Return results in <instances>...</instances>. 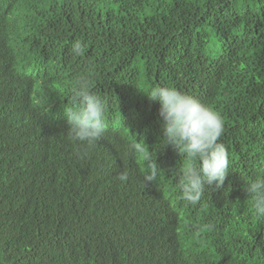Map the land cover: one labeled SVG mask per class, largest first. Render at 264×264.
I'll return each mask as SVG.
<instances>
[{"label":"trees","instance_id":"16d2710c","mask_svg":"<svg viewBox=\"0 0 264 264\" xmlns=\"http://www.w3.org/2000/svg\"><path fill=\"white\" fill-rule=\"evenodd\" d=\"M82 77L106 105L95 146L65 117ZM157 86L224 121L228 176L196 204L191 162L161 149ZM260 178L264 0H0V264H264Z\"/></svg>","mask_w":264,"mask_h":264},{"label":"clouds","instance_id":"9594fccd","mask_svg":"<svg viewBox=\"0 0 264 264\" xmlns=\"http://www.w3.org/2000/svg\"><path fill=\"white\" fill-rule=\"evenodd\" d=\"M70 51L79 57L83 52L82 43L74 42ZM90 87L87 78L75 82L71 88L73 107L66 110L65 117L73 140L95 146L105 134L106 105ZM147 96L160 106L161 149L171 146L191 162L180 177V188L184 200L196 204L204 195L206 185L219 189L229 173L228 151L220 142L223 118L205 103L172 86H157ZM147 158L151 160L150 156ZM159 170L157 164L152 166L144 177L145 183L154 182ZM118 179L126 181L128 176L121 173ZM245 190L252 198L257 217L264 218V178L248 184Z\"/></svg>","mask_w":264,"mask_h":264},{"label":"bare ground","instance_id":"6f19581e","mask_svg":"<svg viewBox=\"0 0 264 264\" xmlns=\"http://www.w3.org/2000/svg\"><path fill=\"white\" fill-rule=\"evenodd\" d=\"M15 137V136H14Z\"/></svg>","mask_w":264,"mask_h":264}]
</instances>
